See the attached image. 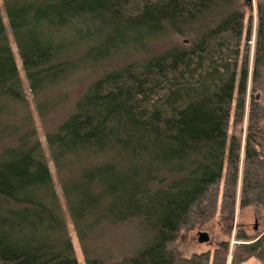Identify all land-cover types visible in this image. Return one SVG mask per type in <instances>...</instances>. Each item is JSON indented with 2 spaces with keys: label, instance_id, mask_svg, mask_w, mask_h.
<instances>
[{
  "label": "trees",
  "instance_id": "1",
  "mask_svg": "<svg viewBox=\"0 0 264 264\" xmlns=\"http://www.w3.org/2000/svg\"><path fill=\"white\" fill-rule=\"evenodd\" d=\"M2 3L0 264H79L66 215L86 264H227L229 242L185 257L175 241L218 209L264 207V0L247 27L240 0ZM4 16L38 116L63 113L46 134L63 202ZM79 73L84 93L57 95ZM248 95L242 152L228 131ZM236 240L231 264L264 263V237Z\"/></svg>",
  "mask_w": 264,
  "mask_h": 264
},
{
  "label": "rangeland",
  "instance_id": "2",
  "mask_svg": "<svg viewBox=\"0 0 264 264\" xmlns=\"http://www.w3.org/2000/svg\"><path fill=\"white\" fill-rule=\"evenodd\" d=\"M240 3L242 4L243 9L245 10V14H246L245 26L247 27L251 15H253L254 20L256 18V0H252V1L240 0ZM2 5H3L2 0H0L1 8ZM4 21L7 26V33L11 42L12 49L15 54V59L19 69L20 78L22 80L25 98L30 106V110L34 118L33 125L34 128L38 130V137L40 139V142L42 143L46 156L48 157L49 167L56 185V191L63 202L61 185L59 183L55 167L51 161V158L49 157L50 153L46 143L47 132L55 127L58 119L60 117L62 118L63 113L61 111H58L56 113H53L52 115H49V117L44 120L40 119V117L38 116L36 109L37 99L33 96L32 91L29 87V82L25 77V73L22 68L21 59L18 54L16 44L13 41L12 34L9 29V25L7 23L6 17ZM252 35H253L252 41L250 42V46H251L250 65L253 64V57L255 51V41H256L255 31L253 32ZM172 42L178 43L180 42V39L176 37L172 38ZM164 46H167V43L164 42L163 44H159L156 46V48L160 49V47L163 48ZM147 54L148 53H143V57L146 58ZM127 61L124 62L122 61V62L126 63ZM122 62L118 60V61H114L113 65L110 63V65L112 67L118 68L122 65ZM89 81L90 79L85 73H79L76 75L74 79L69 81L68 84L64 85L61 91L57 90V95L64 92L69 96L70 100L73 101L75 98L81 96L84 93L86 84ZM249 100L250 97L248 95L246 111L243 121L236 122L233 112L232 118L230 119L229 131H228L229 136L234 135L241 140L242 152H243L244 141L245 138L247 137V129H248L247 112H248ZM24 108L28 109L26 106L22 107L20 110V115H22L23 112H25ZM262 126L264 127V125ZM241 155L243 154L241 153ZM221 185L223 186V182L221 183ZM66 219H67L69 233L74 245L75 255L77 257V260L79 264H86L73 225L71 224L70 218L67 215H66ZM200 223L202 225L196 226L193 230L182 229L179 232L177 240L175 241V246L177 247V249L183 254V256L190 257L193 254H200L208 251L213 252L219 243L229 242L230 252H229L227 264H231L233 251L235 249L236 244H238V241L236 240V234L238 232L240 231L246 232L251 236H256V239L261 238V236L264 237V207L248 206V207L240 208L238 202L234 211L231 214L225 215L220 211V209H218L216 214L212 218H210L205 222H200ZM200 233H207L210 238L209 241L200 242L199 241ZM244 264H264V263L257 258H251Z\"/></svg>",
  "mask_w": 264,
  "mask_h": 264
},
{
  "label": "water",
  "instance_id": "3",
  "mask_svg": "<svg viewBox=\"0 0 264 264\" xmlns=\"http://www.w3.org/2000/svg\"><path fill=\"white\" fill-rule=\"evenodd\" d=\"M252 1V0H250ZM209 235L207 233H200V238L199 241L200 242H208L209 241Z\"/></svg>",
  "mask_w": 264,
  "mask_h": 264
}]
</instances>
